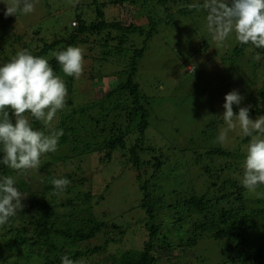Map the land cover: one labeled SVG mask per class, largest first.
I'll return each instance as SVG.
<instances>
[{
	"label": "trees",
	"instance_id": "16d2710c",
	"mask_svg": "<svg viewBox=\"0 0 264 264\" xmlns=\"http://www.w3.org/2000/svg\"><path fill=\"white\" fill-rule=\"evenodd\" d=\"M184 1L94 0L95 20L89 22L86 16L79 15L76 20H71L70 29H63L48 40L42 37L40 27L34 26L31 31L32 24L25 23L26 29L15 33L11 20L0 12V62H7L17 51L28 49L32 54L48 59L55 73L63 78L61 67L52 54L68 46H79L84 55L83 72L78 78L70 77L71 85L79 80L85 83L96 80L99 86L95 93L91 89L84 90L89 95L82 100L72 95V86L65 107L57 113L53 124L54 128L63 129L64 134L59 138L57 150L41 157L44 161V166H39L41 169L20 173L0 165V173L16 177L17 187L21 182L26 185L25 190H20L26 196L21 217L23 223L12 225L16 220L14 216L2 226L7 229L2 235L4 246L26 247L29 253L24 254L23 260L17 259V264H28L25 260L30 262L32 254L43 258L40 264H61L60 257L65 254L77 264H212V255L203 246L208 243L202 241L206 236L217 244L220 259L216 264H264V243H259L260 239L256 238V219L258 214H264V197L242 187L243 167L229 163L228 176L222 183L212 182L207 191L175 201L166 195L154 194L152 184L164 163L160 160L146 163L140 155V151L146 150L145 136L151 126V104L148 97L142 95V86L152 85L154 80L143 82L147 74L140 70V63L145 56L146 43L158 30L159 20L152 14L160 10L157 3L165 7L172 2L177 8ZM109 4L114 8L136 5L140 7L139 12L146 15L145 9L151 27L126 24L116 17L107 19L103 10ZM177 11L186 14L185 9ZM136 34L144 37V45L136 41ZM250 45L238 42L233 52L241 57ZM203 46L206 49L207 43ZM255 77L251 84L256 82L259 86L257 78L260 76ZM114 81L117 84L111 86ZM244 84L246 87H243L249 89V82ZM258 89L261 91L262 87ZM234 112H238V108H234ZM250 114L263 115L264 109H250ZM25 115L33 127L44 129L41 122L30 114ZM134 133L137 138L129 148V157L144 195L141 207L146 218L152 222L158 214L174 217L170 216L172 223L166 234L161 232L159 225L149 226L148 239L141 249L113 253L110 249L123 241L128 229L119 222H108L95 215V204L101 199L95 200V193L85 188L92 175L85 172V160L89 157L96 167L111 161L113 154L123 148L126 139ZM241 140L249 142L245 136ZM151 149L147 147V150ZM236 156L231 150L213 148L197 157V162H202L203 158L212 161L214 157ZM143 165L153 168L151 177L144 178ZM225 167H217V171L223 172ZM205 170L213 176L210 166ZM61 176L67 177L70 184L58 192L54 190L52 180ZM249 200L255 203L254 206L249 205ZM11 234L12 237L6 240ZM6 248L0 250L6 252ZM157 249L164 255L156 256Z\"/></svg>",
	"mask_w": 264,
	"mask_h": 264
},
{
	"label": "rangeland",
	"instance_id": "374dc122",
	"mask_svg": "<svg viewBox=\"0 0 264 264\" xmlns=\"http://www.w3.org/2000/svg\"><path fill=\"white\" fill-rule=\"evenodd\" d=\"M93 1L37 0L33 13L12 15L8 18L11 20L10 25L15 33L24 31L27 27L25 23L32 24L33 26L29 29L32 31L34 26L40 27L42 37L48 40L63 29H70L71 20L79 15L86 16L89 22L95 20L97 9L95 10L96 5ZM198 2L202 0H185L177 8L172 2L165 7L157 3V9L160 10H155V14L152 15L159 20L158 30L146 43L145 56L140 63V70L147 74L143 82L147 83L149 79L154 80L151 81L152 85L147 83L142 86V95L148 97L152 113L151 126L146 132L144 142L146 150L140 151V155L146 163L158 160L164 163L152 184L154 194L166 195L167 198H174L175 201L193 193L207 191L212 182L222 183L228 176L226 168L230 166L229 163L243 167L241 164L244 162L245 148L248 143L241 140L243 134L238 129L229 132L228 141L221 143L217 137L226 125L223 121L217 124L212 123L218 122L220 119L218 117L224 112L225 95L232 90H238L244 96L241 107L264 109V49H257L250 45L241 57H237V54L233 52V48L238 44L234 33L222 45H217L206 27V11L192 7ZM5 8L6 5L0 3L2 14ZM181 8L186 10V14L177 11ZM139 9L140 7L136 5L124 4L114 8L109 4L103 11L107 19L116 17L126 24L136 23L151 27L146 10L143 9L146 14L144 15L143 12H139ZM160 16L164 19H159ZM135 37L141 46L144 45L142 35L136 34ZM205 42L206 49L203 48ZM34 47L35 45L32 46L33 50ZM257 75L260 76L257 79H259V86L262 87L261 91L256 82L254 85L251 84ZM63 79L68 93L74 86L72 95L80 98L79 100L84 99V96L88 97L89 94L84 90L91 89L94 93L99 91L96 80L87 81V83L79 80L71 85L72 80L69 76L64 75ZM247 82H249V89L244 88L246 87L244 83ZM116 84L117 81H114L111 86ZM82 89L83 92H81ZM78 99V102H82ZM234 108L237 107L234 105ZM258 116L260 115L250 114L254 120ZM136 138L135 133L130 135L126 139L125 146L113 154L112 160L98 167L89 157L85 160L87 163L84 167L85 172L89 175L92 173L85 188L95 193V200L101 199L95 204V215L108 222H119L128 229L123 241L110 249L113 253H120L126 249H141L148 239L149 226L159 225L161 232L166 234L169 223H172L170 216L174 217L171 214L169 217L158 214L152 222L146 218L145 211L141 207L144 195L136 179V168L129 157V148ZM147 147L152 149L147 150ZM213 148L231 150L237 156L235 158L214 157L212 161L203 158L202 162H197V157L203 156L205 151ZM207 165L212 170V177L205 170L206 167L209 169ZM40 166H44L43 160ZM217 167H225V171H217ZM152 172V167L144 168L143 165L142 173L145 179L151 177ZM262 186L251 192L258 197H264V185ZM18 188L25 190L26 185L21 182ZM175 190H177L176 193ZM22 203L24 205L25 198ZM254 204L252 200H249L251 207ZM21 217L22 211L17 213L12 225L23 223ZM256 221V238H259V243L263 244L264 214H258ZM6 232L7 229L0 226V249L6 248L2 238ZM11 237L12 234L6 236V240ZM205 240L208 243L207 246H203L212 255L211 263L216 264L220 259L217 244L209 236L202 241ZM5 250L6 252L0 250V264H17V259L23 260L24 254H29L26 247L22 249L17 245H14V249L10 246ZM155 255L164 254L157 249ZM42 259L32 254L31 263L27 260L25 262L40 264ZM5 260L7 263H4Z\"/></svg>",
	"mask_w": 264,
	"mask_h": 264
},
{
	"label": "clouds",
	"instance_id": "9594fccd",
	"mask_svg": "<svg viewBox=\"0 0 264 264\" xmlns=\"http://www.w3.org/2000/svg\"><path fill=\"white\" fill-rule=\"evenodd\" d=\"M37 0H0L6 5L5 17L31 14ZM206 11V27L217 45L233 33L242 45L264 49V0H202L192 5ZM65 76L78 78L83 72L84 55L79 46H68L52 54ZM259 59V56H257ZM68 89L48 59L19 50L7 62H0V165L20 173L38 169L41 157L55 152L63 129L53 127L57 113L64 109ZM244 96L232 90L224 97L220 118L226 127L217 140L228 141L229 132L237 129L249 138L245 148L241 185L248 191L264 185V115L250 117L251 106L241 107ZM234 105L238 112H234ZM41 122L44 129L33 127L25 114ZM14 118V119H13ZM70 184L67 177L52 180L55 191L62 192ZM24 193L17 187L16 177L0 173V226L21 212ZM61 264H77L67 254Z\"/></svg>",
	"mask_w": 264,
	"mask_h": 264
}]
</instances>
